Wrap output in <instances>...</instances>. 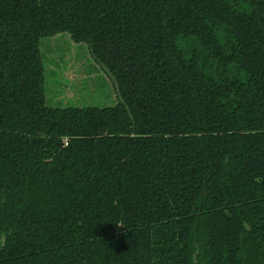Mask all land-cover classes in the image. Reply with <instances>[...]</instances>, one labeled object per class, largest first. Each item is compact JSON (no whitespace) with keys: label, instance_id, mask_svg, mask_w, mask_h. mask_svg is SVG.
Returning a JSON list of instances; mask_svg holds the SVG:
<instances>
[{"label":"trees","instance_id":"16d2710c","mask_svg":"<svg viewBox=\"0 0 264 264\" xmlns=\"http://www.w3.org/2000/svg\"><path fill=\"white\" fill-rule=\"evenodd\" d=\"M62 33L115 104L49 103ZM0 264H264V0H0Z\"/></svg>","mask_w":264,"mask_h":264},{"label":"rangeland","instance_id":"374dc122","mask_svg":"<svg viewBox=\"0 0 264 264\" xmlns=\"http://www.w3.org/2000/svg\"><path fill=\"white\" fill-rule=\"evenodd\" d=\"M47 98L53 106H106L117 102L110 79L91 55L88 45L69 33L41 41Z\"/></svg>","mask_w":264,"mask_h":264},{"label":"water","instance_id":"95a60500","mask_svg":"<svg viewBox=\"0 0 264 264\" xmlns=\"http://www.w3.org/2000/svg\"><path fill=\"white\" fill-rule=\"evenodd\" d=\"M106 71H107V72L110 74V76L114 79V82H115V84H116V88H117V90H118V92H119V85H118L117 81L115 80L113 74L110 72V70H109L108 68H106Z\"/></svg>","mask_w":264,"mask_h":264}]
</instances>
